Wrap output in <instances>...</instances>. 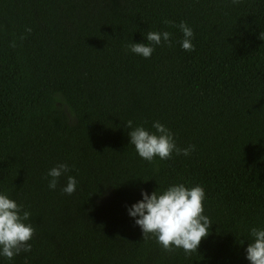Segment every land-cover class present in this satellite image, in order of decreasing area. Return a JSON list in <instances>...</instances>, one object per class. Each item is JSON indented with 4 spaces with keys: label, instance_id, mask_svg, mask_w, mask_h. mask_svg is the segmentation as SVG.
<instances>
[{
    "label": "trees",
    "instance_id": "obj_1",
    "mask_svg": "<svg viewBox=\"0 0 264 264\" xmlns=\"http://www.w3.org/2000/svg\"><path fill=\"white\" fill-rule=\"evenodd\" d=\"M149 31L171 45L132 53ZM261 32L264 0H0V193L36 230L30 252L0 264H251V229H264ZM129 120L153 133L159 121L195 151L144 160ZM176 184L203 187L213 224L191 254L144 240L128 211Z\"/></svg>",
    "mask_w": 264,
    "mask_h": 264
},
{
    "label": "clouds",
    "instance_id": "obj_2",
    "mask_svg": "<svg viewBox=\"0 0 264 264\" xmlns=\"http://www.w3.org/2000/svg\"><path fill=\"white\" fill-rule=\"evenodd\" d=\"M241 0H232L233 4H239ZM165 23H170L165 21ZM183 33L182 48L186 51H194L192 38L193 30L186 22L178 26ZM31 31V29H27ZM260 39L264 40V32L260 33ZM148 43H131L129 50L144 58H150L155 48L167 42L171 45V33L149 31L146 37ZM15 47V44H13ZM129 132L130 144L135 147L138 155L149 162L156 157L167 160L175 152L177 155L188 156L195 151V145L188 148H179L173 133L159 121L153 124L156 132H150L143 126L133 129V121L126 123ZM70 171L67 164H59L49 170V188L55 190L59 178ZM78 181L69 176L67 185L62 189L66 194L76 191ZM143 199L129 208V215L135 219V223L142 229L143 239L149 235L155 236L157 242L166 250L173 251L175 248L183 249L187 254L198 251L201 242L210 235L212 222L204 214L205 191L201 186L192 188L184 184L169 186L162 193L154 191L151 195L147 191L142 192ZM31 213L25 211L23 205L18 204L7 194L0 193V255L11 260L21 252H30L29 241L35 235V228L26 223ZM253 241L246 249L247 260L251 264H264V229L253 227L250 232Z\"/></svg>",
    "mask_w": 264,
    "mask_h": 264
}]
</instances>
